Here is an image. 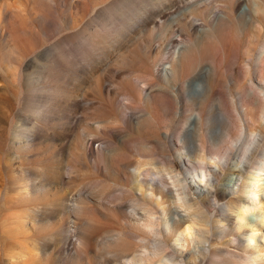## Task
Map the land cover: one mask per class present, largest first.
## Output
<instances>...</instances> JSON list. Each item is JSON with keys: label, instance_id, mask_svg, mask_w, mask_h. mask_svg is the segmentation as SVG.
I'll return each instance as SVG.
<instances>
[{"label": "bare ground", "instance_id": "6f19581e", "mask_svg": "<svg viewBox=\"0 0 264 264\" xmlns=\"http://www.w3.org/2000/svg\"><path fill=\"white\" fill-rule=\"evenodd\" d=\"M172 2L125 3L130 31L146 28L152 17L166 25L154 32L166 39V48L160 54L142 52L145 43L141 38L119 56L126 70L114 66L113 75L122 72L126 79L111 91L112 97L100 99L92 115L99 130L108 134L107 141L100 139L94 146L98 142L94 135L89 142L74 138L57 148L55 141L61 140L64 126L61 119L68 116L69 106L77 104L78 92L68 88L63 78L66 69L63 75L59 72L51 77L52 82L46 81L50 86L32 109L37 115L42 109L49 113L53 121L50 143L34 159L38 181L19 184L9 179L15 195L4 193L1 205L18 211L10 221L0 222L1 240L31 238L26 235L27 220L38 225L54 208L65 217L62 226L36 229L35 233L51 251L58 248L60 264H264V34L256 18L263 13L264 19V0H225L221 8L215 5L201 11L197 1L188 5ZM9 12L19 15L17 9ZM171 28H177L176 35ZM5 29L10 33L9 52L0 51L1 69L5 55L16 54L21 59L33 48L9 22ZM49 57L52 64L60 54ZM50 64L44 68L46 77L53 74ZM104 82L103 75H91L88 95L99 98ZM119 95L129 101V110L121 109L124 114L115 108ZM87 158L92 161V174L105 170L119 186L117 190L129 187L127 197L114 194L118 203L107 211L100 208V199L114 185L102 179L90 182L89 193L79 192L71 199L49 192L51 183L66 176L77 180L76 165ZM182 171L186 174L181 176ZM123 179L126 183L122 184ZM125 198L134 214L140 210L143 215H131L130 232L123 228L120 216L124 205L119 202ZM80 212L82 220L77 222ZM70 216L72 227L67 220ZM98 248L102 250L99 254ZM26 251L19 258L23 264H33L39 252ZM99 257L104 261H97Z\"/></svg>", "mask_w": 264, "mask_h": 264}, {"label": "rangeland", "instance_id": "374dc122", "mask_svg": "<svg viewBox=\"0 0 264 264\" xmlns=\"http://www.w3.org/2000/svg\"><path fill=\"white\" fill-rule=\"evenodd\" d=\"M149 1L136 0L137 4H142L143 2V5L146 4V6L149 4ZM169 1L172 2V0ZM195 1L199 4L200 11L204 10L206 7L209 8L210 6L215 5L218 6V8H221L225 2V0H175L172 3L188 5ZM126 2L127 0H0V51L5 54L9 52L8 47L10 33L5 29L8 22L21 36H25L26 39L30 40L33 47L29 53L27 52L26 56L21 59L16 56V54L5 55V58L3 57L4 61L1 63L3 68H0V222L5 220V218L7 219V222L10 221L11 214L18 211L17 208L12 209L11 207L9 209L4 208L1 205L4 193L8 197L15 195L14 191L9 189V179L13 177L12 180H16L17 183L20 182L19 184L23 182H34L35 180L38 181V178L35 175L36 171L33 170L38 167L34 163V159L36 153L46 148V146L50 143L48 138L49 134L52 132L53 121L50 122L51 118L49 115L47 116L49 113H47L46 109L40 110L42 111L41 114L39 113V115H37L32 107L35 100L41 95V92L48 90L50 82H52L51 77H54V75L56 76L59 72L62 74L63 70L66 69L67 71H65L66 73L68 72L69 76L65 73V71L64 75L66 76L64 77V75H62L64 80L66 79V83L68 82V88L78 92V96L76 97L77 104L69 106L70 108L68 107L66 109L68 116H64L61 119H64L63 122L61 121L64 123V126L62 125L63 128L61 129V140L55 141L56 147L59 148V146L61 147L64 144L69 145L72 141H75V139L78 140L80 137L81 138L79 140L89 142L91 137L94 135H96L93 137L94 140H98V142H94V146H97V144L102 141H100V139L107 141L109 137L105 131L99 130L101 127L97 126L92 115L95 113L100 99L102 98L101 100H104L112 97L111 91L113 89L116 90L118 83L123 82L126 79L125 73H122L126 70V66L121 64L119 56H124L123 53L127 54V51L134 48L137 45L138 40L141 38L144 39L142 40V43H145L142 48V52L147 51L151 54H160L161 52H164L166 48V39L163 40L162 38L156 37L154 32L166 25H160L157 18L152 17L146 28L139 27L130 31L127 28L128 23L125 19L126 16L124 15V12L126 11ZM243 7H245V3H243ZM11 9H17L19 11V15L14 17L9 12ZM256 18L262 26L261 35H263V13H260V15ZM187 19V17L183 18L180 23H185ZM124 23H126L127 26ZM120 29H122V31ZM171 29H175V32L172 35L175 33L177 34V28ZM249 30L252 32L251 27ZM89 32H91V34ZM109 35L112 40H116L115 44H113L112 40H109ZM89 36L91 40L87 42V40H89L87 37ZM113 46L116 47L114 48ZM53 53L57 55L60 54V57L58 61L56 60L50 64L48 57L53 55ZM48 64L51 65V72L53 73L50 77H46L45 72ZM42 65H45V67ZM114 66H117L115 68L116 70L119 71L120 69L122 71L116 76L113 75L112 71ZM240 67H242V69L245 68L244 65H240ZM91 75L92 77L93 75H103L105 80V89L102 92V95L104 93L105 94L103 96H99V98L95 95H88V81L91 79ZM43 77H46V80ZM49 79L50 82L46 83ZM128 105L129 101L124 99V97L120 95L117 97V104L115 105V108L119 114L122 110L125 112L128 111ZM122 113L124 114V112ZM113 116L115 118L117 117L115 115ZM117 120L118 119H116V121ZM135 128L136 125L134 124L131 130H134ZM84 132H86V134H84ZM105 137L106 139H104ZM166 140L168 141V139ZM169 151L173 156H175L172 149H169ZM161 152L163 151L161 150ZM136 157L138 156H135V158ZM132 158L134 157L132 156ZM85 161H80L76 165L81 176L77 178V180L79 179L78 181L73 178H67L66 176L63 181L53 182L51 183L52 185L50 184L48 186L50 194L55 195V197L68 199H71L76 194L78 195L79 192H86L85 194H87L91 190L90 188H92L90 182L92 184L97 179H102L105 182L114 185V181L112 180V176L110 174H107L105 170H101V173L94 172V174H92V171H94L93 168L90 169L92 161L88 158ZM179 163V160H177V166L180 169ZM86 164L87 166L89 165V168L85 167ZM22 165L26 167V169L22 168ZM156 165L159 167L161 166L160 163H156ZM129 170H131V167H129ZM95 174L96 178H94ZM185 174L186 173L182 171L181 176ZM82 176H85L86 178L83 179ZM229 176L230 175H228L227 178ZM164 177L167 182H170L167 175ZM120 182L123 184L126 183V180L123 179ZM113 187L115 188L113 189ZM113 187L112 189H109L110 191L108 190V192L114 191V193H109L111 196L107 191L106 194L102 196L103 198L106 197L107 200L112 201L111 203H113V205L109 201H106V199H104V201L103 198L100 199L102 202V206H100V208L104 211H107L108 208H111L116 204L119 199H116L117 201L115 202V197L118 194H122V196L125 197L129 195L128 186H120L122 188H126L125 191L122 190V193H120L122 188H118L117 190V187L119 186L114 185ZM126 192L128 193L127 196ZM112 194L113 196L114 194L116 196L113 197ZM127 202L129 201H126L125 198L119 203L124 205L123 209L120 211V216H123L124 219L122 223L123 228L129 231V226L132 222V219H130L132 218L131 215H134L133 217L141 218L143 215L139 213L140 210H138L137 215L134 214L131 210V203L129 202V204H127ZM126 204L130 205L129 207L131 209ZM54 210V208L50 210L49 218H44L45 221L42 219V222L38 223V225L32 223L30 224L29 220H27L28 223L26 226L28 231L26 235L28 234L31 238L25 239L23 237H18L16 239L6 238L2 240L0 238V242H2V244L0 243V264H23L22 254L24 253V250H27L30 254H34L33 252H35V249L39 252V254L35 252L37 253L36 259H39L40 261L36 262L37 260L35 259L34 263L32 262L33 260H31V263L60 264L61 260L59 258L60 252L58 248L54 247L51 251V248H48V243L35 233L36 229L47 230L53 226H62L65 217H61L60 214ZM129 210L130 212H128ZM51 212H53V214ZM139 214L141 216H138ZM82 215V212L77 215V218H79L77 219V222L82 220L80 219L82 218ZM72 219V216L67 219L70 221V223L68 222V225H71V227L73 223ZM125 221H127L128 224ZM86 228L87 225L84 226V230H86ZM137 241L139 242V240ZM100 250L101 249L97 250L98 254L102 252V250ZM187 251L191 252V250ZM187 251L185 253L189 254L190 252L188 253ZM20 256L22 258H19ZM101 257L97 258V261H101V259L104 261L103 259L109 256H103L104 258Z\"/></svg>", "mask_w": 264, "mask_h": 264}]
</instances>
